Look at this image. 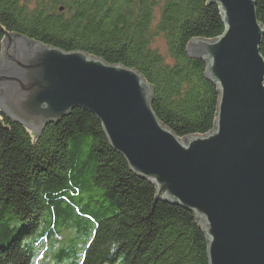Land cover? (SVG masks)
<instances>
[{"label": "trees", "instance_id": "16d2710c", "mask_svg": "<svg viewBox=\"0 0 264 264\" xmlns=\"http://www.w3.org/2000/svg\"><path fill=\"white\" fill-rule=\"evenodd\" d=\"M256 3L264 26V0ZM225 31L210 0H0V48L5 33H21L138 70L179 138L211 132L220 99L187 46ZM260 50L264 57V39ZM0 264L210 262L195 213L157 199L98 118L75 108L40 136L0 110Z\"/></svg>", "mask_w": 264, "mask_h": 264}, {"label": "water", "instance_id": "95a60500", "mask_svg": "<svg viewBox=\"0 0 264 264\" xmlns=\"http://www.w3.org/2000/svg\"><path fill=\"white\" fill-rule=\"evenodd\" d=\"M210 2L220 6L225 33L187 46L219 89L208 134L179 138L169 129L138 70L21 33H5L0 48V110L37 136L75 108L93 113L157 199L195 213L210 264H264V26L256 0Z\"/></svg>", "mask_w": 264, "mask_h": 264}, {"label": "rangeland", "instance_id": "374dc122", "mask_svg": "<svg viewBox=\"0 0 264 264\" xmlns=\"http://www.w3.org/2000/svg\"><path fill=\"white\" fill-rule=\"evenodd\" d=\"M155 47L158 48L162 54L164 55L168 54V46L163 39H157L155 41Z\"/></svg>", "mask_w": 264, "mask_h": 264}]
</instances>
